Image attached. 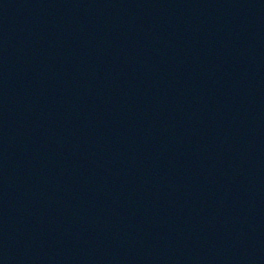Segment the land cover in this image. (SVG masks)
Here are the masks:
<instances>
[{
	"label": "water",
	"instance_id": "1",
	"mask_svg": "<svg viewBox=\"0 0 264 264\" xmlns=\"http://www.w3.org/2000/svg\"><path fill=\"white\" fill-rule=\"evenodd\" d=\"M194 264H264V0H235Z\"/></svg>",
	"mask_w": 264,
	"mask_h": 264
}]
</instances>
